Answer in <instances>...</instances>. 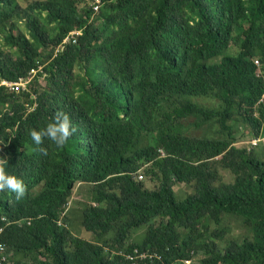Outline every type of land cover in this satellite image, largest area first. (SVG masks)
<instances>
[{"label": "trees", "instance_id": "trees-1", "mask_svg": "<svg viewBox=\"0 0 264 264\" xmlns=\"http://www.w3.org/2000/svg\"><path fill=\"white\" fill-rule=\"evenodd\" d=\"M93 1L0 0L3 264H264V0Z\"/></svg>", "mask_w": 264, "mask_h": 264}, {"label": "rangeland", "instance_id": "rangeland-1", "mask_svg": "<svg viewBox=\"0 0 264 264\" xmlns=\"http://www.w3.org/2000/svg\"><path fill=\"white\" fill-rule=\"evenodd\" d=\"M32 1L33 0H29V2H32ZM27 2H28V0H27ZM19 3H21L24 6H26L28 4V3H25L24 1H20ZM83 8H84V5L83 4L80 5V10ZM39 87H43L46 90L48 89L47 84L43 78H41L39 80ZM236 131H237V134H236V138H237L236 146L237 147L248 148V149L257 148L259 151H262L264 149V136H260L259 138L253 137L252 133H250V131L247 128L243 127L240 124V121H238ZM206 133L208 134L207 136L211 137V138L216 135L213 130H207L205 128H203L202 131H195L194 135L195 136H203ZM256 139H261L262 141L256 145H254L253 142ZM220 174L222 176L223 182L233 183L234 177L230 174L229 171H227L225 169H221ZM143 182L145 183L146 188L149 190H154L158 187V183L151 181L146 175H145ZM174 191L176 192L177 196L180 198L187 197L188 195H190V196L193 195L192 187L190 185H186V184H176L174 186ZM87 196H89V192H87V194H86L85 186H80L77 184L75 186L74 191H73V197L71 199L70 206L72 207V206H75L76 204H79L78 203L79 201L86 202L88 200ZM69 217L71 219V222L69 224L71 231L79 237L89 239L91 237V235H90V233H88V235H87L84 232V230L81 226V221H78L76 219V217H74L72 215H70ZM222 226L226 230L225 239L219 243V246L222 250L225 248V246L227 245V243L230 240L241 241V240H244L246 238L251 237L250 231L246 227L243 226L240 219H238V218L226 217L224 219ZM212 229H215V226H212ZM142 233H143V231H140L138 234L140 235ZM201 258H202V256L195 257L194 260H195V262H197L195 264H200ZM138 259H140L139 262H142V261H145V259H147V258L143 257V258H138Z\"/></svg>", "mask_w": 264, "mask_h": 264}, {"label": "built area", "instance_id": "built-area-1", "mask_svg": "<svg viewBox=\"0 0 264 264\" xmlns=\"http://www.w3.org/2000/svg\"><path fill=\"white\" fill-rule=\"evenodd\" d=\"M94 3V11L95 12H98L99 9H100V5H101V1L100 0H94L93 1ZM75 35H79V33H73L72 36H75ZM69 40H73V43L75 44L76 43V40L73 39V37H70L68 38ZM257 64V62H256ZM31 74H35V71H31ZM28 81L25 80V78L23 79H19L18 81H15V82H11V81H3L2 82V85L7 87L9 91H13V92H20V91H23L27 85ZM262 140L261 139H256L253 144L256 145L258 143H260ZM140 179H142V177H140ZM3 249L0 250V252H2ZM147 258V256H139L138 258ZM7 259L6 256H3L1 259H0V264H3L4 261ZM130 260L132 261H135L133 260L134 257H129Z\"/></svg>", "mask_w": 264, "mask_h": 264}, {"label": "clouds", "instance_id": "clouds-1", "mask_svg": "<svg viewBox=\"0 0 264 264\" xmlns=\"http://www.w3.org/2000/svg\"><path fill=\"white\" fill-rule=\"evenodd\" d=\"M140 177H142V176H140ZM143 178V177H142ZM187 264H189L188 262H187Z\"/></svg>", "mask_w": 264, "mask_h": 264}]
</instances>
